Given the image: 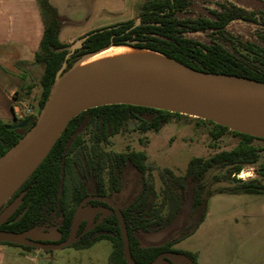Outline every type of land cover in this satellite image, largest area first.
<instances>
[{
  "label": "trees",
  "instance_id": "obj_1",
  "mask_svg": "<svg viewBox=\"0 0 264 264\" xmlns=\"http://www.w3.org/2000/svg\"><path fill=\"white\" fill-rule=\"evenodd\" d=\"M36 1L45 27L33 62L43 68L39 115L63 64L66 62L70 69L77 57L111 43L149 49L199 71L264 83V2L261 0H147L141 5L139 22L91 31L83 37L78 56L67 60L71 51L59 39L58 10L49 0ZM135 41L137 43H133ZM185 117L131 105L103 106L81 113L0 208V230L27 235L57 229L63 242L70 234L74 216L84 199L110 197L123 213L131 254L137 264H150L163 253L183 255L192 264H199L196 254L175 246L197 232L205 221L213 196L264 195V166L259 172L261 178L246 181L237 177L245 167L260 162L262 149L255 143L264 138L205 121L213 126L210 131L213 145L227 134L237 138L238 144L209 158H192L184 176L164 169L160 173L162 188L159 192L146 153H115L105 149L111 138L131 129L142 134L158 133L164 124ZM29 118L31 122L23 132L9 129V124L0 120V158L36 124L37 116ZM211 173L214 175L209 182ZM214 184L228 186L212 190ZM89 204L107 207L113 214L89 231L86 223L81 222L78 238L69 247L84 250L108 240L113 247L109 264H129L114 209L100 201ZM159 234L163 235L159 240H149L150 236ZM0 245L25 251L36 249L10 241H0ZM167 264L172 263L167 260Z\"/></svg>",
  "mask_w": 264,
  "mask_h": 264
},
{
  "label": "water",
  "instance_id": "obj_2",
  "mask_svg": "<svg viewBox=\"0 0 264 264\" xmlns=\"http://www.w3.org/2000/svg\"><path fill=\"white\" fill-rule=\"evenodd\" d=\"M84 40L85 38L68 48L71 53L66 60ZM116 45L124 44L111 43L105 48L88 53L64 74L66 62L63 64L36 124L0 158V208L48 155L68 124L90 109L111 105H131L171 112L179 105L197 106L198 114L195 115L229 127L233 131H239L198 105L202 98H213L216 101L243 105L264 117V83L234 75L199 71L165 56L169 60L168 63L139 67L105 81L89 73L73 77L79 62ZM30 122L31 118H27L17 127H27ZM249 135L264 138L262 132ZM262 173L264 174V170ZM8 194L10 195L6 197ZM89 201L104 202L114 209L120 222L126 260L129 264H137L131 254L123 213L110 197L91 196L84 199L74 216L68 238L59 244L44 243L59 239L61 234L57 229L46 233L33 231L27 235L0 230V241L23 243L46 251L69 247L77 240L80 218L83 216L82 209ZM167 260L172 264H192L186 256L172 253H163L150 264H167Z\"/></svg>",
  "mask_w": 264,
  "mask_h": 264
},
{
  "label": "rangeland",
  "instance_id": "obj_3",
  "mask_svg": "<svg viewBox=\"0 0 264 264\" xmlns=\"http://www.w3.org/2000/svg\"><path fill=\"white\" fill-rule=\"evenodd\" d=\"M145 1L147 0H58L63 24L60 41L71 48L82 40V36L77 37L82 33L86 35L102 28L127 22H139L141 5ZM82 8L86 10L84 13L83 10L79 11ZM83 15L90 19L81 20ZM74 37H76L75 40L69 42ZM67 70L66 67L63 74ZM10 71L17 72L14 68H10L9 61L4 62L0 59V83L3 87L7 83L3 79L10 74ZM18 72L21 73L19 82L24 84V87L14 97L15 108L21 113L31 110L38 117L43 68L27 63ZM3 87L0 88V120L11 124L16 116L13 117L12 107L6 98V89L4 90ZM171 112L186 117L164 124L158 133L142 134L131 129L127 133L111 138L110 145L105 147L106 150L115 153L130 151L146 153L148 163L154 169L152 179L158 192L162 188L160 173L164 169L172 170L177 176H184L192 158H209L218 152L231 150L238 144L237 138L227 134L219 143L213 145L210 137L213 126L205 122L208 121L207 118L179 111L171 110ZM196 119L201 121L197 122ZM255 144L262 149L260 162L245 167L239 179L247 181L261 178L259 172L264 166V141H257ZM213 175L214 173H211L208 176L209 182ZM227 186V184H214L211 185V189ZM82 212L80 222H87L88 230L113 214V211L107 207L91 206L88 203L83 206ZM208 213L210 218L207 226L202 232L190 238L184 244V248H197L204 233L211 230L213 225L217 228L250 230L253 245L255 243L264 245V195H215L209 200ZM162 236V234L150 236L149 240L154 242ZM112 249V243L103 240L84 250L64 247L50 252L38 248L32 251H41L36 255L37 264H109Z\"/></svg>",
  "mask_w": 264,
  "mask_h": 264
},
{
  "label": "crops",
  "instance_id": "obj_4",
  "mask_svg": "<svg viewBox=\"0 0 264 264\" xmlns=\"http://www.w3.org/2000/svg\"><path fill=\"white\" fill-rule=\"evenodd\" d=\"M58 10L62 28V15L58 6V0H49ZM264 2V0H261ZM83 10L80 9L79 11ZM86 10H83V13ZM90 18L83 15L81 20L87 21ZM44 21L36 0H0V59L10 62V68L17 70L10 71L3 79L7 82L6 98L10 103L15 117V95L24 87L20 84L21 67L25 64H33L35 53L38 51L43 34ZM85 35L84 33L77 37ZM61 36V29L59 39ZM76 37L69 40L74 41ZM68 42V43H69ZM65 44V43H63ZM8 89V90H7ZM207 212L205 221L197 232L175 246L176 249L196 254L199 264H264V245H253L252 232L250 230H233L217 228L204 233L202 240L196 248H184V244L209 223ZM206 237V239H205ZM258 242V240H255ZM41 252L25 251L19 247L0 245V264H37L36 255Z\"/></svg>",
  "mask_w": 264,
  "mask_h": 264
},
{
  "label": "bare ground",
  "instance_id": "obj_5",
  "mask_svg": "<svg viewBox=\"0 0 264 264\" xmlns=\"http://www.w3.org/2000/svg\"><path fill=\"white\" fill-rule=\"evenodd\" d=\"M163 55L149 49H139L131 45H116L93 54L76 66L73 77L83 74L97 75L105 81L120 73L159 63H168ZM199 106L209 110L216 117L226 121L233 129L247 134L264 133V117L247 107L213 98H202ZM197 106L179 105L174 111L198 114ZM8 194L6 197H8Z\"/></svg>",
  "mask_w": 264,
  "mask_h": 264
},
{
  "label": "flooded vegetation",
  "instance_id": "obj_6",
  "mask_svg": "<svg viewBox=\"0 0 264 264\" xmlns=\"http://www.w3.org/2000/svg\"><path fill=\"white\" fill-rule=\"evenodd\" d=\"M81 46H79L78 48H76L75 49V51L70 55V57H74V56H78V53L80 52V48ZM84 55H86V54H84ZM84 55H81V56H79V57H77V59H76V61H78L80 58H82ZM75 61V62H76ZM74 62V63H75ZM29 118V117H28ZM18 119V118H17ZM27 119V118H26ZM25 120V119H24ZM24 120H22V121H18V120H16V119H14L13 120V122L10 124L9 123V129H13V130H19V131H21V132H23V131H25L27 128H28V126L27 127H23V128H19V127H17L18 125H20ZM29 125V124H28ZM14 127V128H13ZM90 202V201H89ZM89 202H87L88 204H89ZM116 203V202H115ZM90 205V204H89ZM110 206V205H109ZM102 207V206H101ZM111 207V206H110ZM104 220V219H103ZM102 220V221H103ZM83 223H86V229H87V222H85V221H82ZM100 223V222H99ZM99 223H97V224H99ZM96 224V225H97ZM91 230V229H90ZM87 231H89L88 229H87ZM56 236V235H55ZM78 238V237H77ZM60 239H61V236L59 237V239L57 240V241H51V242H44V243H46V244H52V245H56V244H59V243H61V241H60ZM46 251V250H45Z\"/></svg>",
  "mask_w": 264,
  "mask_h": 264
},
{
  "label": "built area",
  "instance_id": "obj_7",
  "mask_svg": "<svg viewBox=\"0 0 264 264\" xmlns=\"http://www.w3.org/2000/svg\"><path fill=\"white\" fill-rule=\"evenodd\" d=\"M15 116L18 119L24 120L28 117L35 116V114L31 110H29L27 113H21V112L17 111V109L15 108ZM242 175H243V173H241L237 177L240 178Z\"/></svg>",
  "mask_w": 264,
  "mask_h": 264
}]
</instances>
